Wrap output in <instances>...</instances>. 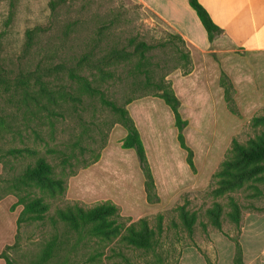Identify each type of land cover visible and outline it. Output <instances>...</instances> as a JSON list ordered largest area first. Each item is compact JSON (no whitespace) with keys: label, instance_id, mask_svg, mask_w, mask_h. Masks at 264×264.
<instances>
[{"label":"rangeland","instance_id":"rangeland-1","mask_svg":"<svg viewBox=\"0 0 264 264\" xmlns=\"http://www.w3.org/2000/svg\"><path fill=\"white\" fill-rule=\"evenodd\" d=\"M50 1L0 0L3 67L13 76L33 70L38 64L66 62L74 66L81 55L91 51L104 55L114 49L132 51L142 41L153 45L152 65L148 66L151 82L162 78L171 82L181 102L180 114L187 121L183 135L193 153L195 170L188 164V153L178 140L175 117L163 99L148 96L126 106L130 98L155 92L137 70L138 56L112 68L109 79H102L96 71L82 73L94 87L104 90L108 99L126 106L128 111L135 101L159 99L140 101L130 115L142 132L155 180L157 198L153 203L147 201L146 175L136 151L121 147L127 131L119 117L82 84L71 81L67 74L53 80L59 90L81 101L69 95L60 97L59 107H55L59 115L45 118L41 126L35 122L25 124L22 113L17 115L4 103L5 98H0V108L10 115V121L0 125V155L10 148H30L35 155L46 158L55 178L64 182L63 189L54 191L38 187L24 193L8 191L6 181L14 174L9 168L22 171L33 155L0 160V197L8 193L0 200V254L5 253L14 264H46L42 262L44 251L57 238L59 244L63 242L62 250L47 264H125L119 252L131 260L145 261L140 251H132L120 242V236L91 238L73 232L69 236L63 223L55 226L52 222L57 211L69 205L92 207L108 202L131 222L149 218L155 225L157 215L164 214L166 234L162 246L164 257L173 264L177 259L178 264H264V183L251 185L258 186L260 193L247 184V188L230 194L242 207L240 233L228 217V196L215 198L211 193L216 186L215 174L231 156L233 140L246 143L264 131L252 126V119L264 110V39L248 33L226 34L215 46L216 51L193 52L194 70L184 75V61L176 49L170 44L159 47L171 41V30L137 0H69L54 14ZM51 21L50 31L47 28ZM37 28L40 31L27 49V32ZM223 76L226 78L221 81ZM225 88L230 90L237 114L226 101ZM97 157L99 160L93 163ZM27 195L41 198L48 212L43 221L23 222L18 227L23 207H12ZM216 202L224 208L223 232L210 223L207 215ZM181 205L198 215L193 238L186 232L177 234L173 225L180 223L177 208ZM61 236L65 239L59 240ZM0 264H5L4 260L0 259Z\"/></svg>","mask_w":264,"mask_h":264},{"label":"trees","instance_id":"trees-1","mask_svg":"<svg viewBox=\"0 0 264 264\" xmlns=\"http://www.w3.org/2000/svg\"><path fill=\"white\" fill-rule=\"evenodd\" d=\"M69 0H51V14L59 8L62 3ZM189 5L196 12L201 21L208 39L212 43L217 37L223 34V30L214 22L209 11L203 6L200 0H189ZM52 21L49 23L47 30L52 29ZM40 29L29 30L27 32V49H30L33 39ZM171 41L160 44L159 47L165 48L169 44L172 45L180 58L184 61V75H189L193 72V60L191 51L187 43L177 34L169 33ZM176 42H180L181 45ZM154 46L145 41L139 42L134 46V50L127 51L125 48L114 49L104 55L95 54L94 51L84 53L75 62L74 66H70L66 62L38 64L33 70L21 71L16 75L11 76V72L7 71L0 62V98H5L4 103L15 110L18 115L22 113L25 124L35 122L37 126L44 123L45 118H54L58 116L55 107H59L58 99L64 95H69L71 99L81 101V98H75L71 94H67L59 90L58 86L54 85L53 80L61 78L67 74L73 82L82 84L84 89L93 95H98L101 101L107 105L113 113L119 117L120 124L126 129L127 135L121 141L123 149H134L139 159L140 165L145 172L146 182L145 189L148 203H153L157 198L155 180L149 165L146 150L141 138V134L131 118L127 105L134 100L153 96L159 97L172 110L175 117V125L178 130V140L181 147L188 153V164L191 169L195 170L193 161V153L186 145L183 135V130L187 126V121L183 120L180 114V100L178 99L170 81L162 78L159 82L152 83V70L148 66L152 65V51ZM139 57L137 70L144 75L147 84L154 87L155 92L151 94L138 95L126 101V106H119L114 101L106 97L104 90L96 88L82 73L83 71L100 74L102 79L112 78L108 72L117 67L119 64L132 60L134 57ZM174 69H177L176 67ZM154 73V72H153ZM226 77L223 76V81ZM224 84V82H223ZM226 101L229 103L230 109L234 114L237 110L230 98L229 88H225ZM0 125H6L10 121V115H6V109L0 108ZM45 113V114H44ZM252 126L256 128H264V110L261 114L252 119ZM35 131V129H33ZM35 133V132H34ZM28 154L33 155L32 161L25 162L22 171L17 172L14 168H9L13 171V177L6 181L8 191L16 193H24L32 187H38L42 190L54 191L63 189L64 182L54 176L53 167L49 164L46 158L35 155V152L30 148H10L4 154L0 155L1 159H20ZM231 156L222 164L219 171L215 174L216 186L212 190V195L215 198L228 196L229 206L231 211L228 217L236 226L238 233L241 232L243 214L242 207L238 199L230 195L250 187L253 182L264 183V131L255 138H250L246 143H241L238 140H233ZM99 160L97 157L93 163ZM67 163V160H63ZM257 193L261 192L258 186L252 187ZM6 190V191H7ZM6 193L5 196H7ZM256 195V194H254ZM0 197V200L4 198ZM22 206V211L18 218V227L23 222L43 221L48 212V205L41 198H29L24 196L12 207ZM180 223L174 222V227L177 229V234L180 232L188 233L190 238H193L195 225L198 219L196 212H191L186 205H181L178 208ZM257 210L256 208H253ZM207 215L210 223L219 231L223 232V215L224 208L221 203L216 202L213 207L207 210ZM130 218H123L117 206L112 203L104 202L92 207L82 206L79 203L69 205L65 209L57 211V217L52 218L55 226L63 223L67 227V233L87 234L91 238L111 239L120 236V242L132 251H140L147 259L143 262L140 260H131L126 254L119 252L125 260V264H173L166 257L163 250L162 241L166 234L165 215L158 214L157 222L153 225L149 218H141L137 222H131ZM129 222V223H128ZM65 239L60 237V239ZM63 244V242H61ZM62 244H59L57 238L50 241L43 254L42 262L48 263L56 253L61 251ZM237 249L240 250V244L237 243ZM117 254V252L115 251ZM154 257V260L149 258ZM180 257V256H179ZM0 259L4 260L5 264H14L12 260L5 254H0ZM179 259L176 260L178 264Z\"/></svg>","mask_w":264,"mask_h":264},{"label":"crops","instance_id":"crops-1","mask_svg":"<svg viewBox=\"0 0 264 264\" xmlns=\"http://www.w3.org/2000/svg\"><path fill=\"white\" fill-rule=\"evenodd\" d=\"M137 1L187 43L191 57L195 51L204 54L216 51L215 46L223 41L226 34L248 33L258 40L264 39V0H200L214 22L223 30V34L212 43L196 12L189 5V0ZM140 101L159 102V99L147 98L135 101L129 109L130 115L132 108ZM172 116H174L173 112ZM138 130L142 138L140 128Z\"/></svg>","mask_w":264,"mask_h":264}]
</instances>
